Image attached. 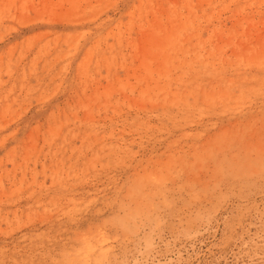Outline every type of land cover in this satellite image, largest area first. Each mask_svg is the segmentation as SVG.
I'll use <instances>...</instances> for the list:
<instances>
[{
  "label": "rangeland",
  "instance_id": "rangeland-1",
  "mask_svg": "<svg viewBox=\"0 0 264 264\" xmlns=\"http://www.w3.org/2000/svg\"><path fill=\"white\" fill-rule=\"evenodd\" d=\"M0 264H264V0H0Z\"/></svg>",
  "mask_w": 264,
  "mask_h": 264
}]
</instances>
